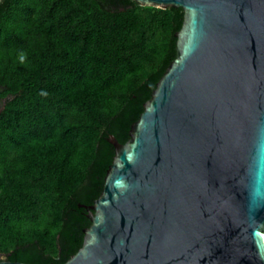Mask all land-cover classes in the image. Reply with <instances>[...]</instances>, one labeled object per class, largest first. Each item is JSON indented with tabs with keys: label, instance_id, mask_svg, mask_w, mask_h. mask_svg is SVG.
<instances>
[{
	"label": "water",
	"instance_id": "obj_1",
	"mask_svg": "<svg viewBox=\"0 0 264 264\" xmlns=\"http://www.w3.org/2000/svg\"><path fill=\"white\" fill-rule=\"evenodd\" d=\"M134 1L182 9L175 57L62 264H264V0Z\"/></svg>",
	"mask_w": 264,
	"mask_h": 264
},
{
	"label": "trees",
	"instance_id": "obj_2",
	"mask_svg": "<svg viewBox=\"0 0 264 264\" xmlns=\"http://www.w3.org/2000/svg\"><path fill=\"white\" fill-rule=\"evenodd\" d=\"M179 7L0 0V255L62 264L175 57Z\"/></svg>",
	"mask_w": 264,
	"mask_h": 264
}]
</instances>
